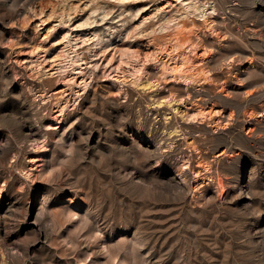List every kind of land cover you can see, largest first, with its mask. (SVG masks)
Returning a JSON list of instances; mask_svg holds the SVG:
<instances>
[{
    "label": "rangeland",
    "instance_id": "rangeland-1",
    "mask_svg": "<svg viewBox=\"0 0 264 264\" xmlns=\"http://www.w3.org/2000/svg\"><path fill=\"white\" fill-rule=\"evenodd\" d=\"M0 264H264V0H0Z\"/></svg>",
    "mask_w": 264,
    "mask_h": 264
},
{
    "label": "bare ground",
    "instance_id": "bare-ground-1",
    "mask_svg": "<svg viewBox=\"0 0 264 264\" xmlns=\"http://www.w3.org/2000/svg\"><path fill=\"white\" fill-rule=\"evenodd\" d=\"M191 6V5H190ZM193 7H194V5H192ZM187 9L189 8V7H186ZM182 32V31H181ZM182 34V33H181ZM181 37H183V36H181ZM186 37V36H185ZM186 39V38H185ZM187 40V39H186ZM185 65V62H184V60H183V62H181L180 63V65L178 64V65H175V66H172V67H167L166 68V70H169L170 72H172V73H182V67ZM76 72H78V71H76Z\"/></svg>",
    "mask_w": 264,
    "mask_h": 264
}]
</instances>
